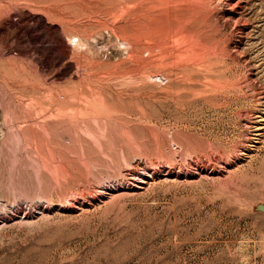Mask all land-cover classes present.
<instances>
[{"label":"rangeland","instance_id":"374dc122","mask_svg":"<svg viewBox=\"0 0 264 264\" xmlns=\"http://www.w3.org/2000/svg\"><path fill=\"white\" fill-rule=\"evenodd\" d=\"M0 264H264V0H0Z\"/></svg>","mask_w":264,"mask_h":264},{"label":"bare ground","instance_id":"6f19581e","mask_svg":"<svg viewBox=\"0 0 264 264\" xmlns=\"http://www.w3.org/2000/svg\"><path fill=\"white\" fill-rule=\"evenodd\" d=\"M79 43H80V42H79ZM75 45H80V44H77V43H76ZM68 50H69V46H68V45H65V46L62 47V51H63L64 53H65L66 51H68ZM92 113H93V112H92ZM73 114H74V113H73ZM77 114H79V113H77ZM77 114H76V115H77ZM98 114H99V113H98ZM98 114H97V115H98ZM76 115H75V117H72V119H71L72 122H71V121L69 122L70 125H71V123L76 124V123H78L79 121L82 122L81 120H86V116H87V114H82V115H77V116H76ZM85 115H86V116H85ZM89 115L92 116V114H89ZM89 115H88V116H89ZM72 116H74V115H72ZM93 116H94V115H93ZM99 116H100V115H99ZM63 117L67 118V117L64 116V115H63ZM63 117H62V118H63ZM95 117L97 118V116H95ZM62 118H61V119H62ZM69 118H71V116H70ZM69 118H67V119L69 120ZM91 118H93V117H91ZM59 119H60V118H59ZM89 119H90V118H89ZM94 119H95V118H94ZM94 119H93V120H94ZM97 119H98V118H97ZM65 120H66V119H65ZM93 120H92V121H93ZM95 120H96V119H95ZM62 121H63V120H62ZM92 121H91V122H92ZM64 122H67V121H64ZM67 123H68V122H67ZM79 124H81V123H79ZM79 124H78V125H79ZM76 125H77V124H76ZM79 127H80V126H79Z\"/></svg>","mask_w":264,"mask_h":264}]
</instances>
